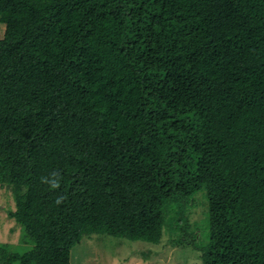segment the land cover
<instances>
[{
  "label": "trees",
  "instance_id": "1",
  "mask_svg": "<svg viewBox=\"0 0 264 264\" xmlns=\"http://www.w3.org/2000/svg\"><path fill=\"white\" fill-rule=\"evenodd\" d=\"M0 23L21 228L0 264H70L93 233L156 244L200 190L195 264H264V0H0Z\"/></svg>",
  "mask_w": 264,
  "mask_h": 264
},
{
  "label": "rangeland",
  "instance_id": "2",
  "mask_svg": "<svg viewBox=\"0 0 264 264\" xmlns=\"http://www.w3.org/2000/svg\"><path fill=\"white\" fill-rule=\"evenodd\" d=\"M4 24L0 23V37ZM15 202L10 190L0 184V246L18 241L21 228L7 213ZM161 239L152 244L142 240L93 233L84 236L70 252V264H175L198 263L208 244V211L204 190L186 201L164 206Z\"/></svg>",
  "mask_w": 264,
  "mask_h": 264
}]
</instances>
